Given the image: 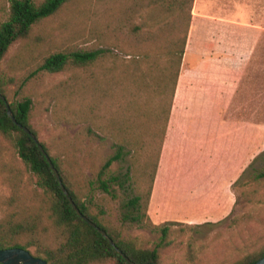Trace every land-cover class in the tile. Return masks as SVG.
<instances>
[{
  "label": "rangeland",
  "instance_id": "1",
  "mask_svg": "<svg viewBox=\"0 0 264 264\" xmlns=\"http://www.w3.org/2000/svg\"><path fill=\"white\" fill-rule=\"evenodd\" d=\"M262 1L202 0L199 9L193 4L167 120V34L156 44L138 40L132 0H72L16 41L2 61L9 96L31 97L30 123L38 139L80 178L90 212L141 247L161 244L160 264H233L264 249V178L256 177L264 168V25L244 73L213 70L186 53L211 49L215 33L220 43L237 44L227 40L231 26L202 23V10L246 17ZM8 9L9 0H0V22ZM95 48L105 54L92 68L97 79L83 81V101L67 95L71 70L30 75L48 52ZM94 96L96 115L81 119L79 110L88 105L89 111ZM123 142L127 153L104 177L130 169L144 187L143 168L149 163L152 172L157 164L147 213L153 223L169 227L166 243H160V230L120 221L121 204L137 193L134 180L114 186L115 198L98 187L97 172ZM11 167L24 169L0 136V217L12 194ZM26 177L23 172L24 182Z\"/></svg>",
  "mask_w": 264,
  "mask_h": 264
},
{
  "label": "trees",
  "instance_id": "2",
  "mask_svg": "<svg viewBox=\"0 0 264 264\" xmlns=\"http://www.w3.org/2000/svg\"><path fill=\"white\" fill-rule=\"evenodd\" d=\"M70 1L72 0H9L7 16L0 22V94L5 96L16 120L27 126L37 138V130L30 123L32 99L24 96L17 100L9 96L6 85L8 78L1 72L2 61L16 41L26 39L38 24L55 15ZM193 4L194 0H132L134 12L140 19V22L133 26V33L138 40H149L156 44L163 34H167L169 57L164 70L169 80L171 98L166 120L185 51ZM104 54L103 48L54 50L39 59L30 75L71 70L74 80L72 86L68 88L67 95H76L78 100L83 101L85 93L83 81L87 76L97 79L92 68L99 63ZM136 63L138 60L132 62L133 67H136ZM93 89L96 91L97 88ZM81 105L82 103L80 107ZM96 106L97 98L94 96L89 111L88 105L79 110L81 119H84L88 112L95 116ZM0 136L9 143L24 165L23 170L11 167L7 176L12 194L4 214L0 217V248L16 246L27 249L34 256L46 260L47 264H129L99 231L75 212L45 156L35 141L11 120L2 99ZM40 143L50 156L62 183L80 211L104 229L116 246L135 263L160 264L158 248L161 244L151 249L141 247L134 240L121 236L117 229L108 226L96 214L90 212L88 200L83 199L81 195L80 178H75L68 172L65 161L52 155L44 142ZM125 145L126 142L117 144L115 152L105 160L97 172L98 187L115 198L116 186L125 188L126 184L130 185L131 180H134L137 193L121 204L120 221L160 230V243H166L169 227L153 223L147 213L157 164L155 163L152 172L149 171V163L143 168L142 173L148 176L147 185L144 187L138 184L134 171L130 173V169L124 173H111L104 177L105 171L127 153L124 150ZM23 172L27 173L26 182L23 181ZM139 176L142 174L138 173L137 177ZM256 177L264 178V168ZM27 188L28 194L23 196L21 191ZM263 255L264 249L257 254L246 255L233 264H252Z\"/></svg>",
  "mask_w": 264,
  "mask_h": 264
},
{
  "label": "crops",
  "instance_id": "3",
  "mask_svg": "<svg viewBox=\"0 0 264 264\" xmlns=\"http://www.w3.org/2000/svg\"><path fill=\"white\" fill-rule=\"evenodd\" d=\"M201 1L194 0L196 9H199ZM261 5L260 8L253 7L246 17L224 16L212 11L208 13L202 10L200 20L202 23L212 26H231L234 33H227V40L236 41L237 44L232 47L229 43H220L221 35L215 33L212 34L211 38L217 42L211 44V49L196 48L195 50H188L186 53L198 57L206 65L211 66L213 70L222 69L235 74L244 73L254 53L256 42L260 37L259 27L264 25V1Z\"/></svg>",
  "mask_w": 264,
  "mask_h": 264
},
{
  "label": "water",
  "instance_id": "4",
  "mask_svg": "<svg viewBox=\"0 0 264 264\" xmlns=\"http://www.w3.org/2000/svg\"><path fill=\"white\" fill-rule=\"evenodd\" d=\"M0 99L5 101L7 114L11 118V120L17 124L25 133H27L37 144L39 150L42 152V154L45 156L47 162L49 163L50 167L52 168L60 187L65 194L67 200L70 202L72 208L75 210V212L83 219L85 220L89 225H91L93 228H95L97 231H99L116 249V251L129 263V264H139L132 261L116 244L113 242V240L109 237V235L106 233L104 229L99 227L95 222L90 220L86 215H84L79 207L76 205V203L72 200L71 196L69 195L68 190L65 188L64 184L62 183V179L60 177V174L58 173V170L54 166L50 156L44 149L43 145L40 143L39 139L36 137V135L25 125L21 124L16 120L14 117V114L9 106V103L6 101V98L4 95L0 94ZM0 263L2 264H47L46 260H44L41 257L34 256L29 250L21 248V247H6V248H0ZM142 264H155L152 262H146ZM252 264H264V255L260 257L258 260L253 262Z\"/></svg>",
  "mask_w": 264,
  "mask_h": 264
}]
</instances>
